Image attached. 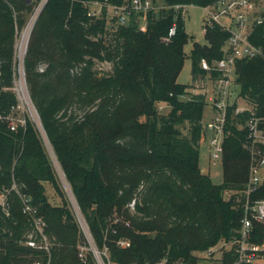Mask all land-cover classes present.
<instances>
[{
    "label": "trees",
    "instance_id": "trees-1",
    "mask_svg": "<svg viewBox=\"0 0 264 264\" xmlns=\"http://www.w3.org/2000/svg\"><path fill=\"white\" fill-rule=\"evenodd\" d=\"M39 1L0 0V192L6 196L0 205V264L37 259L96 264L90 249L80 256L85 239L66 200L60 197L59 205L48 200L44 183L60 191L34 125L26 119L10 130L4 119L18 103L12 90L17 33ZM87 1L47 0L30 32L23 69L43 132L105 262L197 264L195 252L239 235V192L249 166L248 132L242 125L249 114H233L235 104L228 108L222 181L214 184L199 168L205 102L192 90L207 74L199 61L210 66L221 59L229 33L215 23L208 26L205 42L194 41L190 50L192 83H178L191 37L180 11L171 6L205 7L217 0H153L167 7L147 14L144 31L131 20L112 33L103 18L87 14ZM261 16L248 40L263 55L237 60L235 82L238 97L264 118V12ZM173 23L175 34L166 41ZM95 62H108L110 73L97 75ZM210 74L215 78L218 72ZM160 104L166 113L157 110ZM182 123L188 136L177 128ZM229 190L237 193L225 200ZM256 199H264V182L251 195ZM38 218L41 234L34 225ZM262 227L256 225L251 241H261ZM29 234L40 241L47 237V250L25 245ZM234 259L232 250L223 251L217 264Z\"/></svg>",
    "mask_w": 264,
    "mask_h": 264
},
{
    "label": "built area",
    "instance_id": "built-area-1",
    "mask_svg": "<svg viewBox=\"0 0 264 264\" xmlns=\"http://www.w3.org/2000/svg\"><path fill=\"white\" fill-rule=\"evenodd\" d=\"M46 2L47 0H40L36 10L39 9L40 11ZM84 5L87 7V14L90 17L103 18L105 24H111L115 27L126 26L131 20H134L142 31L146 28V16L148 13H156L167 7L161 2L153 0H88ZM188 6L191 5H173L171 7L175 11L179 10L181 17L184 19ZM202 9L206 13L202 26L203 33L208 26L214 23L229 33L223 47L224 54L221 59L214 61L210 66L205 59L199 61V67L205 70L207 74L203 79L195 83L193 89L194 92H200L203 95L204 102L211 108V116L202 124L201 138V141L204 140L208 143L211 160H221L222 140L228 108H231L235 104L233 114L243 112H248L249 114L242 125L248 132L247 138L249 140L246 146L249 152L248 177L245 187L239 192L243 199V216L240 220L239 235L231 241L221 242V256L223 251L232 250L235 256L232 264H264V199L251 200V195L264 182V118L256 116L252 108L246 103L248 107L236 105L235 99L238 98V95L233 101L230 100L232 87H237L235 82L236 61L252 59L263 55L262 49L252 45L248 40V36L252 32L253 27L262 22L261 14L264 12V9L261 7V0H217L214 4L202 7ZM141 20L145 21L144 27H140ZM175 28V23H173L163 39L169 40L175 34ZM210 70L217 71L218 75L212 78ZM205 79L208 81V85L202 83ZM10 117L11 114L8 117H4L8 121L10 130H15L18 125H25L26 118H23V120H20L14 126L11 123ZM2 118L0 116V119ZM0 205L4 206L5 202ZM25 209L30 210L28 206ZM40 224L41 220L39 218L34 219L36 230ZM256 225L263 226L260 242L251 241ZM37 231L41 234L39 229ZM25 244L31 248H43L47 250L46 246H38L31 237L27 238ZM120 245L128 246V243L120 241ZM214 247L203 251L207 257H211ZM90 250L95 251L96 249L91 248ZM32 264L45 263L35 261ZM158 264L186 263L182 260L168 263L167 260L163 259Z\"/></svg>",
    "mask_w": 264,
    "mask_h": 264
},
{
    "label": "rangeland",
    "instance_id": "rangeland-1",
    "mask_svg": "<svg viewBox=\"0 0 264 264\" xmlns=\"http://www.w3.org/2000/svg\"><path fill=\"white\" fill-rule=\"evenodd\" d=\"M261 7L262 9H264V0H261ZM36 9H37V5L28 14L25 25L17 33V37L15 40L12 90L14 91L16 95L18 103H17V107L11 112L10 118H11V123L14 126L17 125L20 122V120H23V118L28 119L34 125L39 136L41 137L45 150L47 152L49 161L54 170L55 179L58 184L59 191H60L58 193L57 191L54 190V188L52 187L50 183H44L45 193L48 197V200L53 205H59L61 203L60 197L64 198L66 202L68 203L69 208L73 212L78 222L79 228L83 232V236L85 239V244L79 247L80 256H82L83 253H85L88 249H91L94 247L93 242L89 236L86 224L79 212L75 199L71 193L69 184L65 180V177L56 161V158L43 132V129L41 127L37 113L29 98L28 91L26 88V83H25L23 58L25 55L29 35L33 27L32 24L27 34L25 48L22 47V41H23V36L25 34L26 28L28 27L31 20L35 19L36 15H33V14L35 13ZM205 18H206V13L202 9V7L191 5L186 8V14L184 17V27H185L186 33L191 38L188 40L187 44L184 46L185 59H184L182 69L177 77L178 83H181V84H191L192 83L191 66H190V50L192 48V43L194 41L199 42L200 44H203L205 42L203 38V31H202V26L204 24ZM144 26H145V21L141 20L140 27H144ZM116 28L117 27H115L114 25L106 24V30L109 33H112L114 30H116ZM43 67L44 66H41V69ZM93 68H94L95 73L99 76L107 75L111 71V65L108 62H95ZM202 83H204V85H208V81H206V79ZM192 92L194 94L200 93L196 91L194 92L193 90ZM237 92H238V87L233 86L232 95L230 97V100L233 101L236 98ZM183 99H186V97H183ZM235 103L236 105L238 104L239 107H248L245 104V102L239 97L235 99ZM157 107H156L157 110L162 113H166L168 111V108L164 104H160ZM210 116H211V108L205 103L204 110H203V116H202V124H204L209 119ZM177 128L181 131V134L183 136H188V131H187L188 125L186 123L177 125ZM209 154H210V149H209L207 141H204V140L200 141L199 168L200 170L203 171L202 173L208 175L211 178L214 184H220L222 181L221 160L218 159L216 161H213L210 159ZM233 194H235V191L229 190L224 193L223 197L225 200H228ZM5 201L6 200H5L4 193L0 192V204L4 203ZM129 207L132 209L131 204ZM42 227H43V222L41 221V224L38 226L37 230L39 229L40 231H42ZM28 237H31L32 239H36L37 242L36 241L35 242L38 246L48 247L49 245V241L47 237L45 236H42V241H40L35 235L29 234L27 238ZM221 246H222V243L220 242L213 248L214 252L212 253L211 257H207L205 252H195L194 255L198 258L197 264H217L221 257V251H222ZM92 252H94L93 256L95 257V260L97 261L96 264H111L108 261L105 262L98 251L95 250ZM105 256L107 257V254H105ZM35 261L41 262L40 259L34 260L33 262Z\"/></svg>",
    "mask_w": 264,
    "mask_h": 264
},
{
    "label": "bare ground",
    "instance_id": "bare-ground-1",
    "mask_svg": "<svg viewBox=\"0 0 264 264\" xmlns=\"http://www.w3.org/2000/svg\"><path fill=\"white\" fill-rule=\"evenodd\" d=\"M38 12H39V9H38V10H35V13H34L33 15H36V16H37ZM36 16H35V19H36ZM32 17H33V16H32ZM35 19H32V20H31V22L29 23L28 27H27L26 30H25V34H24V36H23V41H22V47H23V48H25L26 39H27V34H28V32H29L30 26H31V24H32V25L34 24Z\"/></svg>",
    "mask_w": 264,
    "mask_h": 264
},
{
    "label": "water",
    "instance_id": "water-1",
    "mask_svg": "<svg viewBox=\"0 0 264 264\" xmlns=\"http://www.w3.org/2000/svg\"><path fill=\"white\" fill-rule=\"evenodd\" d=\"M25 1H26L27 4H30V3H31V0H25ZM42 8H43V7H42ZM42 8H41V9H42ZM40 11H41V10H40ZM40 11L38 12V14H37V16H36V19H37L38 15H39ZM36 19H35V20H36ZM34 23H35V21H34ZM93 249H95V248L93 247Z\"/></svg>",
    "mask_w": 264,
    "mask_h": 264
},
{
    "label": "crops",
    "instance_id": "crops-1",
    "mask_svg": "<svg viewBox=\"0 0 264 264\" xmlns=\"http://www.w3.org/2000/svg\"><path fill=\"white\" fill-rule=\"evenodd\" d=\"M201 172H203V171L201 170Z\"/></svg>",
    "mask_w": 264,
    "mask_h": 264
}]
</instances>
